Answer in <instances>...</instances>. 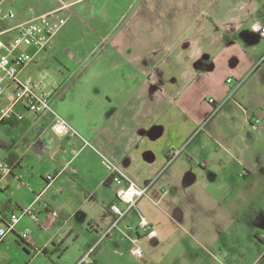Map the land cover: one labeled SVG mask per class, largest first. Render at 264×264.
Segmentation results:
<instances>
[{
  "label": "crops",
  "instance_id": "1",
  "mask_svg": "<svg viewBox=\"0 0 264 264\" xmlns=\"http://www.w3.org/2000/svg\"><path fill=\"white\" fill-rule=\"evenodd\" d=\"M130 1L139 2L134 17L104 38L124 77L67 80L50 92L44 87L76 134L55 132L50 118L24 103L0 123V134L4 128L8 136L0 139L6 153L0 155L13 167L0 175V191L9 177L17 179V189L27 185L34 193L27 200L10 193L0 213L8 217L33 205L40 217L35 223L51 229L81 194L84 205H102L111 216L101 232L99 223L91 224L96 242L89 251L98 244L91 253L94 264H100L107 239L117 249H131L141 235L135 229L141 216L157 230L155 238L140 236L143 256L136 259L143 264H264V38L253 30L257 21L264 25V0ZM68 5L50 11L65 18L60 13ZM66 24L33 62L53 51ZM7 92L3 107L11 103L12 90ZM105 159L148 186L110 235L117 219L110 205L120 203V186L110 180ZM102 191L112 197L109 204L94 201ZM44 204L59 217L52 219ZM128 215L135 220L126 221ZM17 226L12 232L24 241ZM58 233L42 247L32 236L36 256H45L38 264H49L48 242L75 232L70 227ZM0 264L17 263L0 252Z\"/></svg>",
  "mask_w": 264,
  "mask_h": 264
},
{
  "label": "rangeland",
  "instance_id": "2",
  "mask_svg": "<svg viewBox=\"0 0 264 264\" xmlns=\"http://www.w3.org/2000/svg\"><path fill=\"white\" fill-rule=\"evenodd\" d=\"M64 3H69V5L60 14L67 21L64 28H67V30L60 36L58 45L53 51L44 60L30 63L20 73V78L25 80L30 75L35 77L36 80L44 79L45 91L50 92L56 83H64L67 80L71 83L79 80L87 82L88 77H124L121 69H118L117 59L107 51L110 49L104 38L110 39L118 29L129 23L138 9V1L0 0L3 14L12 11L16 16L12 19L0 20V30L48 12ZM103 29H108L110 34L98 33L102 32ZM7 91V95H10V90ZM5 138L8 139V136L3 128L0 139L5 140ZM0 154L2 156L6 154L2 147H0ZM24 174L28 175V170ZM9 179L11 180L12 178L8 177L1 183L3 189L0 191V210H6L4 202L6 196L10 195V193L16 192L18 196L26 200L34 196V193L28 189L27 185L17 189V179H12L11 187L5 191L6 182ZM22 179L25 181L24 178ZM68 196L73 197L74 195L69 194ZM82 198H84V195H75L74 199H76V202H69L70 205H67L64 217L60 219L61 222L51 229H40L29 216H24L18 224L17 229L20 233L28 232L31 236L37 238L36 244L38 247H42L52 235L57 234L59 228L62 227L63 230H66L71 227L74 229V235L71 237L66 236L63 241L61 240L57 243L48 242L47 263L89 264L80 263V261L96 242L94 240L95 234L90 232L91 224L94 222L99 223L101 232L103 228L110 224L111 216L103 214L106 210L102 205L98 207L97 204H93V208H91L92 206L90 207V203L84 205ZM97 200H100V202L105 201L106 204H109L112 197L110 198L108 194L102 191V193L97 194V198L94 201L97 203ZM76 208L81 209V211H76ZM15 211L17 212L19 209H15ZM85 215H87V218H85ZM125 220H135V218L133 215H128ZM63 230L59 231L58 234H61ZM130 231L134 232L133 230ZM77 234L79 237L76 236ZM103 244L104 248L99 255L100 264H143V262L136 259L130 249L122 248V245L117 249L110 239H107ZM2 247L6 248L2 250ZM115 250L118 251L116 252ZM0 252H4L5 256L14 259L17 264H23L29 260L31 262L29 264H38L39 260L43 257L45 258L44 254L36 256L34 246L19 240L14 232L6 235L3 245L1 244L0 246ZM89 260H91L90 264H94L92 255H90Z\"/></svg>",
  "mask_w": 264,
  "mask_h": 264
},
{
  "label": "built area",
  "instance_id": "3",
  "mask_svg": "<svg viewBox=\"0 0 264 264\" xmlns=\"http://www.w3.org/2000/svg\"><path fill=\"white\" fill-rule=\"evenodd\" d=\"M15 13L9 11L3 14L0 7V20L6 18H15ZM66 19L57 14V10L49 11L41 15H37L29 20L22 21L10 27L0 30V100L7 90H12V98L9 106L3 107L0 104V123L13 113V108L17 103H24L27 110L37 114L40 117H48L51 119L52 127L57 133L76 134V130L69 122L61 117L54 109L52 94L45 93L44 79L36 80L33 78H20V73L24 68L33 62L38 53L45 50L54 36L65 25ZM253 30L264 38V25L257 21L253 24ZM26 47L34 48V52L25 50ZM233 77H228L227 82L231 83ZM211 103H215V99H209ZM219 109V105H215L214 112ZM18 118L23 117V113L17 115ZM261 118L256 119V123L260 124ZM174 155V154H172ZM172 159V158H171ZM104 163L109 171V178L120 187L117 190V200L124 204L122 208L120 203H112L110 210L116 214L117 219L111 229L107 232L111 234V230L118 227L120 220L127 212L138 205V201L147 195L148 186L138 184L129 178L123 170L115 163L108 159ZM13 170L12 165L0 155V175L10 174ZM49 180L53 179L52 175H48ZM39 197L36 198L38 201ZM47 212L52 219L59 217V212L50 209L44 204ZM20 211V213H18ZM19 211L9 213L8 217H4L0 213V243L6 235L15 230L18 223L24 216H29L34 222L39 223V213L33 205L21 207ZM135 229L141 233L140 236L147 238L157 237V230L146 216H141ZM132 239L131 253L140 258L143 256V248L140 245L141 237ZM22 240L27 244H33V237L28 232L20 234ZM96 244L80 261V263L91 262L90 255L96 249ZM28 264V263H27Z\"/></svg>",
  "mask_w": 264,
  "mask_h": 264
},
{
  "label": "trees",
  "instance_id": "4",
  "mask_svg": "<svg viewBox=\"0 0 264 264\" xmlns=\"http://www.w3.org/2000/svg\"><path fill=\"white\" fill-rule=\"evenodd\" d=\"M2 146H4V144Z\"/></svg>",
  "mask_w": 264,
  "mask_h": 264
}]
</instances>
